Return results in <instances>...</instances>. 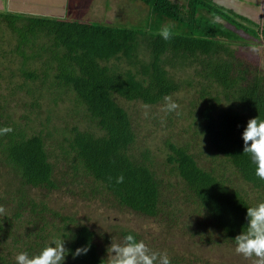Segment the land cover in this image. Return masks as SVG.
<instances>
[{
  "label": "trees",
  "instance_id": "16d2710c",
  "mask_svg": "<svg viewBox=\"0 0 264 264\" xmlns=\"http://www.w3.org/2000/svg\"><path fill=\"white\" fill-rule=\"evenodd\" d=\"M25 13L0 11L19 58L15 73L0 46V80L20 77L0 92V128L11 129L0 132V264H16L18 252L31 256L53 237H65L62 264H106L112 238L54 205L56 192L143 215L159 237L125 228L120 240L132 233L157 259L235 264L195 248L235 246L246 207L264 200V179L241 151L247 119H264V67L234 47L238 30L264 45V25L214 0H151L143 28ZM188 68L189 78L176 77ZM186 88L195 91L187 105L165 108V97ZM13 96L25 107L20 115ZM124 101L163 103L167 128L189 120L191 136L169 133L156 153L139 144ZM85 244L86 253L71 255Z\"/></svg>",
  "mask_w": 264,
  "mask_h": 264
},
{
  "label": "rangeland",
  "instance_id": "374dc122",
  "mask_svg": "<svg viewBox=\"0 0 264 264\" xmlns=\"http://www.w3.org/2000/svg\"><path fill=\"white\" fill-rule=\"evenodd\" d=\"M151 0H20L17 1L20 7H25L28 10L25 14L39 13L54 16H61L70 19H76L87 22L109 23L116 25H126L130 27L143 28L147 23V17L149 14V2ZM252 0H218L219 4L226 7L239 15L252 18L259 22L260 25H264V9L262 6L264 0H260V5L251 2ZM25 3V4H22ZM221 20V19H220ZM222 21V20H221ZM228 25V23L224 22ZM0 31V46L5 52H7L4 59L6 68L8 67L7 60H11L10 69L18 72L19 58L16 55L10 54V50L14 48L16 41L11 35V32L3 24ZM229 26V25H228ZM4 32V33H3ZM237 33L243 40H237L234 47L237 51L246 56L250 61H258L264 67V45L262 41L250 37L242 30H238ZM244 41L248 44L244 45ZM4 68V67H3ZM192 69L188 68L185 71L177 70L176 77L179 79L189 78V74H192ZM5 73L9 71H3ZM18 75V74H17ZM14 78V83L8 82V80L2 78L0 80V92L6 94L16 87L20 83V77ZM19 76V75H18ZM192 76V75H191ZM193 88H186L169 99L174 100L176 107H182L187 105L191 94L194 93ZM21 94V93H20ZM23 100H28L21 94ZM9 105L17 112L18 115L24 112V106L21 102L20 96L8 97ZM66 103H61L57 110L62 111L59 108L65 109ZM121 104L126 107L138 124V136L139 144L149 142L152 149H162L164 147L163 140L169 133H173L175 136L181 134L184 138L190 137L191 133L187 131V125L189 120H175V124L172 127L167 128L169 122L162 121L164 115V106L162 104L149 106L143 105L141 102L124 101ZM56 112V111H55ZM59 114V113H58ZM156 117V118H155ZM159 120V121H157ZM195 152L196 149L194 148ZM198 148L197 151H200ZM163 154V153H162ZM54 195V194H53ZM54 198H59L57 203H62L65 207H62L64 211L76 212L80 219L94 227V229L101 231L105 235H109L113 242H121L120 234L121 229L131 228L140 232H149L158 236L159 228L154 226V223L146 219L141 214L127 209H108V207L99 202V200H89L81 197H70L62 195L56 192ZM154 227V228H153ZM177 232V230H174ZM173 234V232H171ZM178 233V232H177ZM100 240L99 237H97ZM111 241V242H112ZM181 241V240H180ZM175 242V241H174ZM180 247L182 244H179ZM195 250L203 253L205 256H216L217 260L223 262H234L235 264H254V257H244L235 251V246H219L215 248L211 247H196Z\"/></svg>",
  "mask_w": 264,
  "mask_h": 264
},
{
  "label": "clouds",
  "instance_id": "9594fccd",
  "mask_svg": "<svg viewBox=\"0 0 264 264\" xmlns=\"http://www.w3.org/2000/svg\"><path fill=\"white\" fill-rule=\"evenodd\" d=\"M162 38L169 35L168 26L160 30ZM169 101L168 97H165ZM176 107L175 102H167L168 110ZM10 128H0V132L10 131ZM242 152L250 155L254 163L255 175L264 179V119L257 115L247 119L241 132ZM123 177H117L118 180ZM244 228L233 239L235 251L244 257H254V264H264V200L254 206L246 207ZM64 238L53 237L51 242L45 244L37 253L28 255L20 251L15 255L16 264H62L69 249L64 246ZM88 250L87 244L77 246L71 250L73 257L84 254ZM106 264H170L167 255L156 251H149L144 241L136 239L132 233H126L121 242H111L108 246Z\"/></svg>",
  "mask_w": 264,
  "mask_h": 264
},
{
  "label": "crops",
  "instance_id": "0c3cea01",
  "mask_svg": "<svg viewBox=\"0 0 264 264\" xmlns=\"http://www.w3.org/2000/svg\"><path fill=\"white\" fill-rule=\"evenodd\" d=\"M20 0H0V11H9V12H27L28 10L24 9L25 7H20L21 5H18V2ZM218 2V0H214ZM253 2V0L251 1ZM257 0H255L253 3L256 4ZM219 3V2H218ZM25 4V3H22ZM260 5V0L257 2V5ZM262 10L264 9V4L261 8Z\"/></svg>",
  "mask_w": 264,
  "mask_h": 264
}]
</instances>
